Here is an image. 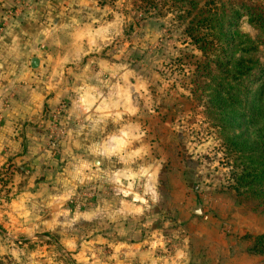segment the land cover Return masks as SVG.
<instances>
[{
    "label": "crops",
    "instance_id": "1",
    "mask_svg": "<svg viewBox=\"0 0 264 264\" xmlns=\"http://www.w3.org/2000/svg\"><path fill=\"white\" fill-rule=\"evenodd\" d=\"M63 4L66 8L56 4L63 9L59 14L49 5L34 6L0 39V172L10 167L7 189L0 180V263H59L65 258L58 248L75 252L107 242L116 232L128 237L133 225H139L142 245L163 247L162 232L192 220L188 206L178 220L167 219L155 231L162 172L176 174L177 166L192 163V156L181 152L188 149L185 143L176 141L187 129L168 125L165 117L184 116L188 94L165 97L162 106L151 81L96 45L88 22L73 23V7L90 10L94 3ZM33 58L40 61L37 70L31 68ZM177 97L182 109L173 105ZM62 101L69 106L66 135L53 157L46 121ZM121 131L129 133L125 146L105 154L113 147L109 137L122 138ZM154 238L161 241L155 245ZM139 257L142 263L179 262L161 253Z\"/></svg>",
    "mask_w": 264,
    "mask_h": 264
},
{
    "label": "rangeland",
    "instance_id": "2",
    "mask_svg": "<svg viewBox=\"0 0 264 264\" xmlns=\"http://www.w3.org/2000/svg\"><path fill=\"white\" fill-rule=\"evenodd\" d=\"M5 1L10 6L5 20L0 21V39L8 25L24 21L34 6L41 9L49 5L59 14L63 9L56 4L66 8L63 3H94L90 10H82L79 5L73 7L76 13L73 23L88 22L89 33L95 36L96 45L101 44L102 49L106 48L113 61L128 63L138 77L151 81V89L159 96L162 106H167L162 104L165 97L176 94H188V98L185 97L189 99L183 107L184 116L178 117L173 112L165 116L168 125H182L187 129L185 135L176 138V141L185 143L188 149L181 152L191 155L192 163L177 166L176 174L172 171L162 172L157 185L158 198L155 200L160 210L155 231L168 223L167 219L171 221L175 217L178 220L182 208L187 211L188 206L193 211L191 223L184 227L183 223L177 227L169 226L171 228L167 232H162L166 237L163 247L159 244L150 247L148 242L142 245L144 241L140 242L137 236L141 234L139 225H133L135 229L130 230L128 237H120L116 232V237H111L107 242L80 246L75 252L58 248L56 252L65 259L47 264H152L150 261L140 262L139 256L154 253L179 258L175 264H264V255L249 252L251 241L264 235V202H242L233 191L234 168L225 156L222 138L204 114L203 102L192 95V74L201 55L185 35L186 24L178 20L177 12L165 9L162 15H140L134 7L138 1L131 0L100 1L103 6L97 0ZM217 3L225 6L228 21L232 16L235 20L239 16L233 31L252 41L257 39L259 33L239 9L254 6L264 11V0H223ZM261 62L264 64V59ZM177 100L179 97L173 105L182 109V102ZM160 123L164 124L163 119ZM148 186L152 187L151 184L147 185L145 190ZM198 208L201 214L195 215L194 211ZM153 241L156 245L161 239L154 238ZM71 253L91 258L77 262Z\"/></svg>",
    "mask_w": 264,
    "mask_h": 264
},
{
    "label": "trees",
    "instance_id": "3",
    "mask_svg": "<svg viewBox=\"0 0 264 264\" xmlns=\"http://www.w3.org/2000/svg\"><path fill=\"white\" fill-rule=\"evenodd\" d=\"M97 1L103 6L100 1L107 0ZM131 1H138L134 7L140 15L173 9L186 24L184 33L201 55L192 74V95L203 102L204 114L222 138L234 168L233 191L242 202H264V11L239 9L259 33L252 41L232 30L239 16L228 21L225 6L217 3L223 0ZM0 6L1 21L10 5L0 0ZM1 184L4 190L9 186L8 181ZM249 252L264 255V235L251 241Z\"/></svg>",
    "mask_w": 264,
    "mask_h": 264
},
{
    "label": "built area",
    "instance_id": "4",
    "mask_svg": "<svg viewBox=\"0 0 264 264\" xmlns=\"http://www.w3.org/2000/svg\"><path fill=\"white\" fill-rule=\"evenodd\" d=\"M68 103L62 101L59 105L48 113L47 126V151L55 157L59 146L66 135V128L63 125V119L68 110ZM0 179L9 182V169L3 168L0 172Z\"/></svg>",
    "mask_w": 264,
    "mask_h": 264
},
{
    "label": "clouds",
    "instance_id": "5",
    "mask_svg": "<svg viewBox=\"0 0 264 264\" xmlns=\"http://www.w3.org/2000/svg\"><path fill=\"white\" fill-rule=\"evenodd\" d=\"M99 110L100 111H104L105 107L102 106V108L99 109ZM141 135H142V133H141ZM128 136H129V133L127 131H121L120 137H122V138L109 137V141L111 142L113 147L111 148V150L106 149V153L105 154H107V155H115V154H117L120 151V149L125 146V139H127Z\"/></svg>",
    "mask_w": 264,
    "mask_h": 264
},
{
    "label": "water",
    "instance_id": "6",
    "mask_svg": "<svg viewBox=\"0 0 264 264\" xmlns=\"http://www.w3.org/2000/svg\"><path fill=\"white\" fill-rule=\"evenodd\" d=\"M39 65H40V61H39V59H37V58H33V59L31 60V68H32L33 70H37V69L39 68ZM0 67H1V64H0ZM194 214H195V215H200V214H201V210H200V208H198L197 210H195V211H194Z\"/></svg>",
    "mask_w": 264,
    "mask_h": 264
}]
</instances>
